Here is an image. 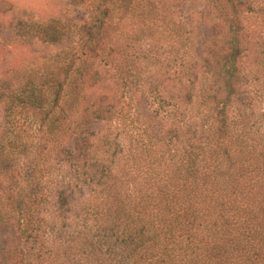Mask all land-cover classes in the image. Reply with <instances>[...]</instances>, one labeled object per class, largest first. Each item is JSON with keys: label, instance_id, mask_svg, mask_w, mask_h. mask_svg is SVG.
Listing matches in <instances>:
<instances>
[{"label": "trees", "instance_id": "1", "mask_svg": "<svg viewBox=\"0 0 264 264\" xmlns=\"http://www.w3.org/2000/svg\"><path fill=\"white\" fill-rule=\"evenodd\" d=\"M14 3L0 264H264V0Z\"/></svg>", "mask_w": 264, "mask_h": 264}, {"label": "rangeland", "instance_id": "2", "mask_svg": "<svg viewBox=\"0 0 264 264\" xmlns=\"http://www.w3.org/2000/svg\"><path fill=\"white\" fill-rule=\"evenodd\" d=\"M13 1L14 6L16 7V14L15 16L22 19L27 16H36L39 17L40 13L39 10L41 8V5L39 4L40 0H9ZM27 15V16H26ZM5 26H10L8 25V20H6ZM7 35H10V29L5 32ZM33 49V54L35 55V52L37 53L40 49L39 45H34L32 47ZM31 51V50H30ZM35 51V52H34ZM34 55H29L28 51L20 50V49H12L10 48L8 52L0 58V86L4 82L1 77L7 72V70L10 68V66L20 60L21 63H32L34 65H37L38 63L34 59ZM2 109H3V102L0 101V125H2Z\"/></svg>", "mask_w": 264, "mask_h": 264}]
</instances>
